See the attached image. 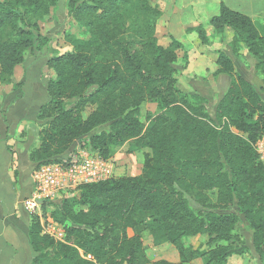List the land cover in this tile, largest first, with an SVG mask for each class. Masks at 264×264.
Here are the masks:
<instances>
[{
	"label": "trees",
	"instance_id": "obj_1",
	"mask_svg": "<svg viewBox=\"0 0 264 264\" xmlns=\"http://www.w3.org/2000/svg\"><path fill=\"white\" fill-rule=\"evenodd\" d=\"M56 2L0 0V84H12L26 51L49 46L50 37L31 18L49 13ZM66 7L88 35L67 52L52 49L47 66L54 77L36 116L40 143L30 160L35 166L60 161L74 143L104 159L130 142L150 153L140 174L82 184L56 202L48 215L62 224L63 240L42 233L38 216L31 215V264H186L199 257L204 264H231L233 208L247 222L255 251L264 255V163L255 148L264 137V100L255 86L219 51L216 73L230 82L211 113L202 96L177 87L173 63L182 43L172 35L159 42L157 5L66 0ZM209 24L217 32L229 28L233 46L243 42L264 74V35L249 15L220 2ZM196 29L207 40L200 24ZM147 102L156 110L142 121ZM146 230L155 243H171L178 261L150 262ZM196 235L206 236L207 249L185 244Z\"/></svg>",
	"mask_w": 264,
	"mask_h": 264
},
{
	"label": "rangeland",
	"instance_id": "obj_2",
	"mask_svg": "<svg viewBox=\"0 0 264 264\" xmlns=\"http://www.w3.org/2000/svg\"><path fill=\"white\" fill-rule=\"evenodd\" d=\"M151 4L157 5L162 15L157 20L156 35L160 43H166L169 35L175 37L182 43V48L177 51L176 60L173 63L174 76L177 87L187 93H195L202 96L213 113L218 101L226 91L230 78L216 73L215 64L218 52H224L232 58L237 73L244 75L255 86L264 100V74L256 67V59L246 49L243 42L238 41L233 46V34L229 28L223 32H217L209 24L210 18L219 12L220 2H224L232 9L243 12L251 17L260 33L264 35V0H148ZM31 21L36 22L38 31L42 35L50 37L49 46L38 50L37 53L26 51L25 59L29 66L37 72L36 76H42L43 83L54 77V71L47 66V60L52 55V49L59 53L72 50V43L75 39H86L87 33L67 13L66 0H57L56 5L50 7L49 13L41 17H32ZM201 25L205 31L207 40L199 34L196 29ZM189 27H195L191 29ZM188 28V29H187ZM23 68H17L12 77V84L22 79ZM12 84H0L1 89L12 88ZM45 84V88H46ZM88 109V108H87ZM154 103H144L141 106L140 119L145 120L148 113L154 112ZM89 111L86 110V113ZM37 122V121H36ZM37 127L32 125V135L39 143ZM90 154L98 155L89 149H82L74 143L61 154L57 159H64L70 155H76L81 150ZM150 153L148 149L138 148L133 142L117 147L107 159L112 161L114 166L113 176L138 175L141 173L145 154ZM74 191L63 192L51 200L44 214V221L49 218L48 213L54 208L56 202L64 197L72 195ZM237 216L236 228L231 240L232 251L227 257L231 264H264V255L255 251L252 235L247 222L237 208H233ZM131 233V231H130ZM207 238L205 235H196L184 238L185 244L193 245L201 249H207ZM145 252L150 262L164 259L174 261L178 259L176 248L167 241L155 243L149 231L143 232ZM186 264H204L202 258H195Z\"/></svg>",
	"mask_w": 264,
	"mask_h": 264
},
{
	"label": "crops",
	"instance_id": "obj_3",
	"mask_svg": "<svg viewBox=\"0 0 264 264\" xmlns=\"http://www.w3.org/2000/svg\"><path fill=\"white\" fill-rule=\"evenodd\" d=\"M28 64L25 59L14 69L15 74L17 68H23L22 79L17 80L22 86L0 92V264H31L35 255L28 239L32 216L25 210L23 199L33 190L35 163L29 152L40 143L30 127L38 128L39 107L49 97L43 77L36 76L37 71Z\"/></svg>",
	"mask_w": 264,
	"mask_h": 264
},
{
	"label": "built area",
	"instance_id": "obj_4",
	"mask_svg": "<svg viewBox=\"0 0 264 264\" xmlns=\"http://www.w3.org/2000/svg\"><path fill=\"white\" fill-rule=\"evenodd\" d=\"M255 148L264 163V137L258 139ZM113 172L112 161L82 150L60 161L41 163L32 170L33 190L23 199V206L30 215L38 216L42 233L55 240H63L62 224L50 217L44 221V203H49L63 192L75 191L82 184L110 178Z\"/></svg>",
	"mask_w": 264,
	"mask_h": 264
}]
</instances>
